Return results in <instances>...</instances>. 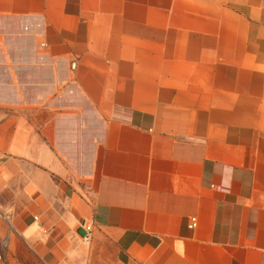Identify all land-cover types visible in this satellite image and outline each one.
<instances>
[{
  "label": "crops",
  "instance_id": "0c3cea01",
  "mask_svg": "<svg viewBox=\"0 0 264 264\" xmlns=\"http://www.w3.org/2000/svg\"><path fill=\"white\" fill-rule=\"evenodd\" d=\"M0 106L48 264H264V0H0Z\"/></svg>",
  "mask_w": 264,
  "mask_h": 264
},
{
  "label": "rangeland",
  "instance_id": "374dc122",
  "mask_svg": "<svg viewBox=\"0 0 264 264\" xmlns=\"http://www.w3.org/2000/svg\"><path fill=\"white\" fill-rule=\"evenodd\" d=\"M9 114L10 112L6 111L5 107L0 106L1 118ZM7 219H9L7 215L6 217L3 215L0 217V222L4 226L1 229L3 238L0 239V264H48V257H41L35 253L32 247L34 242L25 240L20 236ZM67 260L68 263H73L74 258H68Z\"/></svg>",
  "mask_w": 264,
  "mask_h": 264
},
{
  "label": "built area",
  "instance_id": "2783aa9c",
  "mask_svg": "<svg viewBox=\"0 0 264 264\" xmlns=\"http://www.w3.org/2000/svg\"><path fill=\"white\" fill-rule=\"evenodd\" d=\"M42 45H45V44H42ZM2 213L0 211V217H2ZM197 227V222L195 220H193L190 224H189V228H195ZM91 241H92V237H91V233L90 231H86V233L82 236V244L83 246L89 248L90 245H91ZM81 264H92V263H89V262H86V263H81Z\"/></svg>",
  "mask_w": 264,
  "mask_h": 264
}]
</instances>
